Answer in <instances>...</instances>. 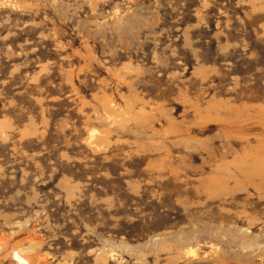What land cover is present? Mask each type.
<instances>
[{
    "label": "rangeland",
    "instance_id": "374dc122",
    "mask_svg": "<svg viewBox=\"0 0 264 264\" xmlns=\"http://www.w3.org/2000/svg\"><path fill=\"white\" fill-rule=\"evenodd\" d=\"M35 237L264 264V0H0V264Z\"/></svg>",
    "mask_w": 264,
    "mask_h": 264
},
{
    "label": "bare ground",
    "instance_id": "6f19581e",
    "mask_svg": "<svg viewBox=\"0 0 264 264\" xmlns=\"http://www.w3.org/2000/svg\"><path fill=\"white\" fill-rule=\"evenodd\" d=\"M29 240V239H28ZM21 240L20 244H28L27 248L18 249L14 248L12 257L16 264H47L48 257L40 253L41 240L37 237L31 239L30 242Z\"/></svg>",
    "mask_w": 264,
    "mask_h": 264
}]
</instances>
